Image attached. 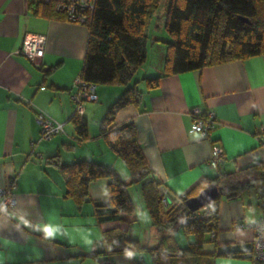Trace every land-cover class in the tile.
<instances>
[{
  "label": "crops",
  "instance_id": "crops-1",
  "mask_svg": "<svg viewBox=\"0 0 264 264\" xmlns=\"http://www.w3.org/2000/svg\"><path fill=\"white\" fill-rule=\"evenodd\" d=\"M33 1L0 0V188L14 179L17 198L16 207L0 213V264H101L93 255L103 232L112 229L156 246L161 236L150 225L141 195L140 215L135 207L134 222H100L93 202L77 206L67 195L58 168L48 162L57 155L64 165L92 160L112 167L125 182L131 181L127 166L100 136L102 119L125 87L98 86V101L89 102L84 116L89 139L80 142L71 121L72 95L83 71L89 30L68 20L36 15L30 9ZM32 34L46 37L45 54L38 63L17 53ZM170 40L163 33L149 41L147 61L133 78L142 95L136 104L119 111L116 122H134L156 179L176 198L218 174L210 165L213 144L224 150L221 172L264 165V55L165 75ZM157 77H161L159 83L151 87L148 79ZM196 107L215 114L218 123L211 140L193 129L190 112ZM40 112L65 124V132L41 140ZM109 182L107 178L93 181L90 197L107 199ZM260 190L264 193V184ZM263 217L264 197H259L256 188L236 200L222 199L217 240L222 245H251L254 230L237 224H254ZM140 220L150 232L146 241L135 226ZM139 257L117 254L110 261L133 264ZM143 257L146 264H152L148 256ZM215 264L264 263L249 257H218Z\"/></svg>",
  "mask_w": 264,
  "mask_h": 264
},
{
  "label": "trees",
  "instance_id": "trees-1",
  "mask_svg": "<svg viewBox=\"0 0 264 264\" xmlns=\"http://www.w3.org/2000/svg\"><path fill=\"white\" fill-rule=\"evenodd\" d=\"M94 2L93 13L82 24L89 30V41L80 76L97 88L101 85L125 87L102 119L100 136L127 166L131 181L125 182L115 169L92 160L64 165L57 155L48 162L58 168L65 180L67 195L77 206L93 202L100 222H134L131 218L135 205L128 190L139 185L150 225L161 237L156 246H148L119 229L104 231L93 257H99L101 264H113L110 257L117 254L139 255L133 264H146L144 255L152 264H215L218 257L252 258L253 243L222 245L217 240L220 204L222 199H239L252 188L263 198L260 186L264 184V165L257 163L228 173L218 170L216 176L202 179L185 197L172 198L165 205L163 184L156 179L144 156L134 122H116L119 111L136 104L142 95L133 78L147 61L148 27L155 17L159 18L156 14L162 0ZM30 9L36 15L67 20L52 2L34 0ZM165 29L171 38L167 42L165 75L264 55V0H168ZM160 78L148 79L149 85L156 86ZM71 121L80 142L88 140L85 117L73 115ZM99 178L110 180L105 200L90 197L89 186ZM212 184L221 188L218 197L206 207L191 211L187 200ZM181 231L194 238L187 247L178 244L175 235ZM208 243L214 245V250L205 251Z\"/></svg>",
  "mask_w": 264,
  "mask_h": 264
},
{
  "label": "built area",
  "instance_id": "built-area-1",
  "mask_svg": "<svg viewBox=\"0 0 264 264\" xmlns=\"http://www.w3.org/2000/svg\"><path fill=\"white\" fill-rule=\"evenodd\" d=\"M52 2L58 12L63 13L67 20L73 23H85L90 14L95 9L94 0H44ZM46 37L43 35L26 36L22 47L17 51L34 63L40 62L45 54ZM75 92L72 95L75 111L74 115L83 118L86 112V106L89 102H97V85L84 81L81 76L75 80ZM193 117V129L199 132L207 140H211L212 132L217 126V120L213 112H203L196 107L191 110ZM37 122L41 128V140H51L53 137L65 132V124L60 123L46 114L40 112L37 114ZM225 160L224 150L219 145H212L210 165L215 170H220ZM16 181L10 179L5 187L0 188V213L6 209L14 208L17 205L15 194ZM163 194V203L168 205L172 198L169 196L167 189L161 188ZM182 197H185L183 195ZM201 216L202 213H201ZM238 228L250 227L255 232L253 241V259L264 263V217L254 224L245 225L237 224Z\"/></svg>",
  "mask_w": 264,
  "mask_h": 264
},
{
  "label": "rangeland",
  "instance_id": "rangeland-1",
  "mask_svg": "<svg viewBox=\"0 0 264 264\" xmlns=\"http://www.w3.org/2000/svg\"><path fill=\"white\" fill-rule=\"evenodd\" d=\"M167 7H168V0H162V5H161L159 11L156 14V16L159 17V18L155 17L153 19V21L151 22V24L149 25V27H148V34L150 35V40H152L153 38L162 37L163 33L164 34L165 33L168 34L166 29H165ZM158 27H160V28H158ZM154 52H155L156 55H158V49H156ZM88 105H89V103L87 104V106ZM119 170L121 171L120 168H119ZM123 178L125 179V176H123ZM129 193L131 194L133 203H134V205L136 207V211L138 212V207H140L139 205H140V195H141L139 187L138 186L132 187L129 190ZM138 196H139V198H138ZM138 213L140 215V211ZM135 226L138 228V230L142 231V233L140 234V236H142V238H141L142 241L148 240L150 232L146 228V226L144 224V221L140 220L139 223L137 225H135ZM175 236L177 238L178 244L181 247H187L194 239L193 236H191V235L188 236L185 233H183L182 231L178 232ZM211 250H212V244L211 243L206 244L205 245V251H211Z\"/></svg>",
  "mask_w": 264,
  "mask_h": 264
},
{
  "label": "water",
  "instance_id": "water-1",
  "mask_svg": "<svg viewBox=\"0 0 264 264\" xmlns=\"http://www.w3.org/2000/svg\"><path fill=\"white\" fill-rule=\"evenodd\" d=\"M248 22L247 19H243ZM221 188L212 184L202 190L197 196L187 200L186 204L191 211H198L209 205L219 195Z\"/></svg>",
  "mask_w": 264,
  "mask_h": 264
}]
</instances>
